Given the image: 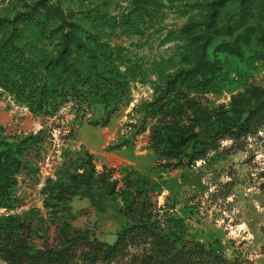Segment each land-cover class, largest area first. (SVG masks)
Returning <instances> with one entry per match:
<instances>
[{
	"label": "rangeland",
	"instance_id": "obj_1",
	"mask_svg": "<svg viewBox=\"0 0 264 264\" xmlns=\"http://www.w3.org/2000/svg\"><path fill=\"white\" fill-rule=\"evenodd\" d=\"M239 1L225 0V7L215 11L219 0H0V22L13 25L19 15L32 10L46 16L48 39L36 45L44 54L58 50L56 32L65 25L63 17L66 32L80 25L96 34L85 21L91 17L102 20L98 33L103 44L120 48L128 62L146 71L106 127L101 125L107 118L101 104L79 110L71 102L54 117L35 116L26 103L0 88V129L5 137L42 130L50 136L41 161L18 177L13 207L0 206V219L31 210L46 217L47 181L82 173L92 157L97 172L115 170L119 188L130 177L149 193L155 204L152 222L161 236L182 239L189 247L205 246L230 263L264 264V126L257 134L222 142L217 153L192 167L173 170L164 168L166 161L150 148V120L144 113L171 76H185L184 71L195 66L198 58L192 55L206 40L208 60L219 69L194 75L207 86L194 89L204 105L203 123L190 138L207 141L214 134L211 111L218 106L235 104L248 110L264 101V0L245 6ZM38 4L45 7L37 9ZM23 29L26 42L35 44L30 28ZM233 43L243 57L229 51ZM185 141L178 136L169 146L178 152ZM70 206L73 226L107 244H115L121 231L132 226L121 213L122 199L104 190L82 189ZM55 238L41 235L31 243L40 249L56 244ZM150 249L143 243L111 264H141Z\"/></svg>",
	"mask_w": 264,
	"mask_h": 264
},
{
	"label": "trees",
	"instance_id": "obj_2",
	"mask_svg": "<svg viewBox=\"0 0 264 264\" xmlns=\"http://www.w3.org/2000/svg\"><path fill=\"white\" fill-rule=\"evenodd\" d=\"M253 1L257 0L239 2L245 6ZM224 5L225 0H219L213 7L216 11ZM42 6L45 7L38 4L37 9ZM46 20L45 15L32 10L19 15L13 25L0 22V88L26 103L35 116L54 117L71 102L79 110L101 104L107 113L101 125L108 126L129 101L132 84L139 79L142 81L146 71L128 62L120 48L113 49L101 42L98 32L102 20L97 18L85 19L97 30L93 34L79 28L80 25L66 32L67 20L63 17L65 25L56 32L60 34L58 50L52 56L44 54L36 45L48 39ZM26 27L35 36V44H28L23 38ZM185 33L189 34L190 28ZM263 34L260 33L261 41ZM206 44L207 40L193 53L192 56L198 58L195 66L184 71L185 76L183 72L171 76L164 87L158 89L155 101L145 109V120H150L147 123L151 130L150 148L166 161L164 168L192 167L217 153L222 142L257 134L264 126V101L248 110L235 104L220 105L211 111L214 134L207 141L190 138L203 123L204 105L202 98L193 94L194 89L207 86L194 80V75L219 69L216 62L208 60ZM33 49L37 52L33 53ZM229 51L243 57L237 43H233ZM178 136L186 141L176 152L170 148L169 141ZM49 137L47 130H42L8 138L0 129V152L3 151L0 153V206L13 207L18 177L28 174L41 161L43 146ZM81 170L82 173L78 171L66 178L47 181L43 189L46 217L38 210H31L23 216L0 219V260L6 264H111L144 243L151 249L145 252L141 264H238L226 261L205 246L189 247L182 239L161 236L152 222L155 207L152 197L130 177L119 188L115 170L105 168L97 172L92 157ZM82 189H100L122 199L121 213L132 226L121 231L115 244L94 239L73 226L70 203ZM52 234L56 235V244L38 249L31 243L36 238L41 239V235L51 240Z\"/></svg>",
	"mask_w": 264,
	"mask_h": 264
}]
</instances>
